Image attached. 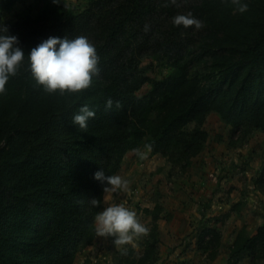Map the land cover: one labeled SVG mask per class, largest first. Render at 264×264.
Returning <instances> with one entry per match:
<instances>
[{
	"label": "trees",
	"instance_id": "trees-1",
	"mask_svg": "<svg viewBox=\"0 0 264 264\" xmlns=\"http://www.w3.org/2000/svg\"><path fill=\"white\" fill-rule=\"evenodd\" d=\"M20 1L0 0V26L25 53L0 93V264H73L93 241L102 210L88 202L103 200L94 173L115 175L127 152L151 144V152L185 170L206 146L210 112L231 126L233 143L264 131V0L250 3L243 22L219 15L231 0H86L81 9L36 0L5 18ZM188 13L204 27L173 24ZM50 36H85L95 46L100 72L90 88L60 95L36 85L27 55ZM161 59L169 74H148ZM85 104L95 118L80 129L72 117ZM255 183L264 194V161ZM160 208L145 210L152 226L143 252L131 248L112 264L158 259ZM220 239L217 228L203 226L197 247L215 254ZM244 252L264 264V222L254 234L237 231L228 264Z\"/></svg>",
	"mask_w": 264,
	"mask_h": 264
},
{
	"label": "rangeland",
	"instance_id": "rangeland-1",
	"mask_svg": "<svg viewBox=\"0 0 264 264\" xmlns=\"http://www.w3.org/2000/svg\"><path fill=\"white\" fill-rule=\"evenodd\" d=\"M33 1L36 0H21L13 7L12 11L5 12L3 16L12 18L25 4H30ZM252 1L240 0L247 6ZM58 4L81 9L86 4V0H60ZM221 11L220 16L223 15L229 19L241 17L239 19L241 22L245 21L247 17L245 12L243 14L237 11V5H234L232 0ZM151 60L150 56H145L141 65L148 67ZM155 63L158 62L155 61ZM159 64V66H155L154 71H149L148 74H157L158 77L169 74L171 68L165 60L160 61ZM204 64L207 65L209 62ZM149 89L150 86L146 84L138 93L143 95ZM203 127L208 131L206 146L200 155L193 158L192 164L187 169L181 170L179 166L172 164L165 157L151 151L147 152L146 149L140 150L147 153L145 159H140L134 151H129L115 174L129 181V190L109 200L107 205L102 200L101 211L111 204H123L128 209L135 211L138 221L146 226L149 232L152 221L150 214L145 210L153 209L156 205L161 207L157 223L160 228L158 229L159 243L161 240L166 241L163 245L159 244L158 253H161L162 256L168 250L173 249L176 242L181 245L180 247L187 243L184 250H187L190 240L193 239L198 246V233L203 226H212L217 230L220 228L219 232L224 236L219 225L221 220L222 227H225V233L230 228L229 234L232 233V227L238 223V227L243 224L242 228H245L248 233L254 234L264 222L262 217L264 194L255 183V178L264 161V131L254 130L242 144L233 143L230 137L231 126L225 123L216 112L208 114ZM232 199L234 209L230 214L217 208L218 204ZM146 236L134 240L133 244L118 246L111 241V238L115 239V237H96L95 233L94 253L91 254L95 260L88 254L83 256L85 246L76 255L80 262L73 264H112L116 257L126 255L131 248L134 249L135 255L141 254ZM207 240L208 237L204 242ZM93 241L90 244H93ZM220 246L222 250L226 249V243L223 242ZM198 250L200 253H204L203 250L199 248ZM211 250L212 248L206 251L208 252L207 257L210 259L215 255L214 253L211 255ZM125 251L126 254H124ZM169 253L168 251V255ZM169 257L170 255L167 256V259ZM158 258L163 257L158 256ZM251 259L250 256L249 260ZM164 262L167 261L162 260L159 263L158 261L154 263L165 264ZM197 262L204 264L202 257ZM253 264H263V261L254 260Z\"/></svg>",
	"mask_w": 264,
	"mask_h": 264
},
{
	"label": "clouds",
	"instance_id": "clouds-1",
	"mask_svg": "<svg viewBox=\"0 0 264 264\" xmlns=\"http://www.w3.org/2000/svg\"><path fill=\"white\" fill-rule=\"evenodd\" d=\"M59 2L60 0H52L53 4ZM171 3L175 4L176 0H171ZM232 3L237 5V11L241 13L247 11V4H242L240 0H232ZM172 22L176 26L183 25L185 28L194 26L197 30L204 27V23L194 18L191 13L176 15ZM7 31L6 26H0L2 33L0 34V93L5 92L9 77L17 74L25 60V53L18 46V38L15 35H7ZM145 31H148V25H145ZM27 60L36 85L42 86L48 94L82 93L91 87L93 77L98 76L100 72L98 67L100 58L96 48L85 36H77L71 40L67 37L61 39L50 36L31 48ZM113 104V100L108 98L105 101V109L111 110ZM120 106V102L116 101L115 107ZM92 118H95V112L85 104L80 107L78 114L72 117V123L78 125L80 129H87L88 120ZM144 148L150 152L152 145L146 144ZM133 151L140 159L146 158V152L139 149ZM94 179L104 185L105 205L109 200L129 190L127 179L120 175L106 176L103 169L94 173ZM88 202L93 207L102 203L96 198ZM95 233L100 237H115L114 244L124 246L148 235L149 229L138 221L135 211L123 204H111L95 216Z\"/></svg>",
	"mask_w": 264,
	"mask_h": 264
},
{
	"label": "crops",
	"instance_id": "crops-1",
	"mask_svg": "<svg viewBox=\"0 0 264 264\" xmlns=\"http://www.w3.org/2000/svg\"><path fill=\"white\" fill-rule=\"evenodd\" d=\"M232 202H233V199L229 200L227 202H224L222 204H218L217 208L220 210H223V211L224 210L227 211L226 214H228V212L230 214V212H233V209H234ZM217 219L221 220L220 218H217ZM242 222H243V220H242ZM219 225L221 227V231H223L225 234L224 236H222L220 233V236H221L220 242L226 243V249L222 250L220 248L221 246H219L212 259H210V257H207L208 252L205 251L204 253H200V251L197 248V242L193 239V240H190V244H189V247L187 248V250H184L187 247V243H185L182 247H180L181 245H179L178 242H176L173 246V249L168 250L170 252L169 253L170 257L167 259V256H169L168 251L165 252V254H163V256L161 255V253H159V256L163 257V258H158L155 261V263L157 261L159 263L160 261L164 260V261H167V262H164L165 264L166 263H168V264H173V263H177V264H184V263L199 264L197 261H198V259H200V257H202L204 264H227L229 254H230V245H231L237 231H239L243 227L242 226L243 224L239 227L237 226V225H239V223L236 226H233L231 234H229L230 228L228 229L227 233H225V227H222V220L220 221ZM158 229H160L159 224H158ZM219 230H220V228H219ZM249 234H253V233H249ZM96 237H98V236L96 235ZM164 243H166V241L161 240V242L159 244L163 245ZM222 243L220 245H222ZM94 244H95V241H93V244H90L83 249V256L85 254H88L89 257H91L93 260H95L94 257L91 256V254L94 253ZM182 250H184V252H181ZM249 257L250 256L248 253H246V252L242 253L240 258H239L238 264H253L254 260L253 259L249 260ZM81 258H82V256L80 257V259ZM78 261L80 262V260H78V258H76L75 262L77 263ZM155 263H153V264H155ZM89 264H93V263H89Z\"/></svg>",
	"mask_w": 264,
	"mask_h": 264
}]
</instances>
